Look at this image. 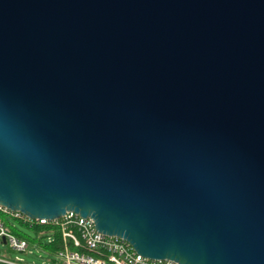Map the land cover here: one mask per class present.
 Masks as SVG:
<instances>
[{"label": "water", "instance_id": "water-1", "mask_svg": "<svg viewBox=\"0 0 264 264\" xmlns=\"http://www.w3.org/2000/svg\"><path fill=\"white\" fill-rule=\"evenodd\" d=\"M0 207L264 264V0H0Z\"/></svg>", "mask_w": 264, "mask_h": 264}, {"label": "built area", "instance_id": "built-area-1", "mask_svg": "<svg viewBox=\"0 0 264 264\" xmlns=\"http://www.w3.org/2000/svg\"><path fill=\"white\" fill-rule=\"evenodd\" d=\"M0 214L8 215L26 226H49V231L39 233L37 237H43L45 242L52 241L54 233L52 230L55 229L61 238V247L52 253V264H176L169 260L143 257L137 254L125 240L97 232L90 219L80 217L72 212H66L63 216L53 220L31 219L20 212L2 207H0ZM2 238H4V242H2ZM0 243L15 252H25L29 246L27 240L16 236L1 219ZM33 245L38 247L35 242ZM0 264L26 263L17 257L11 259L0 255Z\"/></svg>", "mask_w": 264, "mask_h": 264}, {"label": "rangeland", "instance_id": "rangeland-1", "mask_svg": "<svg viewBox=\"0 0 264 264\" xmlns=\"http://www.w3.org/2000/svg\"><path fill=\"white\" fill-rule=\"evenodd\" d=\"M0 219L14 232H20L24 234L27 238L29 246L25 252H15L10 249L4 244L0 243V255H4L11 259H16L20 257L28 264H49V257L47 253H44L42 250H39L37 247L33 245L34 242L40 240L41 238L38 237V233L34 230L28 228L25 224H21L19 221L13 219L8 215H1ZM35 238V239H33ZM33 239V240H32ZM43 240V239H42ZM31 251V253H29ZM51 264V263H50Z\"/></svg>", "mask_w": 264, "mask_h": 264}, {"label": "trees", "instance_id": "trees-1", "mask_svg": "<svg viewBox=\"0 0 264 264\" xmlns=\"http://www.w3.org/2000/svg\"><path fill=\"white\" fill-rule=\"evenodd\" d=\"M20 222V221H19ZM21 224H23L22 222H20ZM28 228H30L31 230H34L35 232L39 233H46L47 231H49L50 227L49 226H41V225H32V226H27ZM54 233L52 235V241L51 242H45L44 238L41 237L40 240L36 241L35 243L37 244L38 247H40L42 250L48 252V253H54L55 250H57L58 248L61 247V238L59 236V233L54 229L52 230ZM13 232V231H12ZM16 236H18L19 238H23L25 240H27V238L24 236V234L22 233H18L16 231L13 232ZM45 237V236H44ZM35 239V238H33ZM32 239V240H33ZM43 239V240H42ZM28 241V240H27Z\"/></svg>", "mask_w": 264, "mask_h": 264}, {"label": "crops", "instance_id": "crops-1", "mask_svg": "<svg viewBox=\"0 0 264 264\" xmlns=\"http://www.w3.org/2000/svg\"><path fill=\"white\" fill-rule=\"evenodd\" d=\"M38 248V247H37ZM39 250H42L40 247L38 248ZM44 253H47V255H48V259H49V264L51 263L52 264V262H53V256H52V253L50 254V253H48V252H46V251H44V250H42ZM20 258V257H19ZM23 260V259H22ZM23 262L24 263H26V264H28L27 262H25L24 260H23Z\"/></svg>", "mask_w": 264, "mask_h": 264}]
</instances>
